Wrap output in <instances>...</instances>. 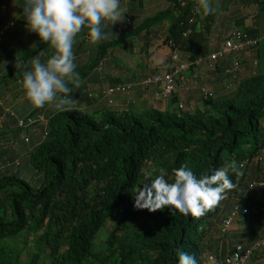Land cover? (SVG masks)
<instances>
[{
    "label": "trees",
    "instance_id": "obj_1",
    "mask_svg": "<svg viewBox=\"0 0 264 264\" xmlns=\"http://www.w3.org/2000/svg\"><path fill=\"white\" fill-rule=\"evenodd\" d=\"M145 1L105 26L104 36L128 30L114 45L128 51L125 40L136 38L129 57L134 49L152 56L155 39L194 61L189 75L200 84L197 95L167 100L165 85L156 81L161 71L139 63L121 67L111 54L97 69L100 57L92 59L97 50L87 45L92 41L85 27L74 52L82 83L72 95L80 103L71 111L37 108L25 95L23 72L33 57L45 62L55 49L41 41L0 54V264H178L177 247L200 264H225L236 246L243 247L229 248L228 239L236 236L254 237L244 246L252 249L249 260L264 254V229L257 237L246 227L238 235L229 228L238 220L264 221V192L257 188L264 186V0H213L218 10L207 16L197 11L196 0H170L156 13L144 12ZM129 2L121 0V6ZM244 41L251 46L209 62L225 42ZM90 71L94 78L87 77ZM18 122L25 125L22 134ZM185 164L197 176L232 165L229 175L238 187L200 217L135 207L138 188L161 170L173 181V170ZM256 197L260 208L243 215Z\"/></svg>",
    "mask_w": 264,
    "mask_h": 264
},
{
    "label": "clouds",
    "instance_id": "obj_2",
    "mask_svg": "<svg viewBox=\"0 0 264 264\" xmlns=\"http://www.w3.org/2000/svg\"><path fill=\"white\" fill-rule=\"evenodd\" d=\"M198 7L205 16L218 10L214 9L213 0H198ZM125 12L126 9L121 6V0H24V14L29 29L35 32L40 40L49 42L55 49L54 54L45 62H42L39 56L33 57L31 66L23 72L21 84L30 103L37 108L51 105L58 111L73 110L80 103L76 98H73L74 87H79L82 83V78L76 71L77 61L75 62L74 53L77 34L87 27L90 35L87 39L91 38L93 42H98L105 35V22H109L112 26L123 20ZM154 41L156 40L154 39ZM163 44L162 41H158L153 47V43H151L149 52H152V56ZM167 56V68L163 67L157 70L162 72L163 77L156 81L166 85L165 77L171 76L175 91L169 97H164L161 94L162 97L168 100L178 93L193 95L195 92L194 95H197L201 88L200 84L189 75L190 66H193L194 61L190 60L187 63L182 56L173 54V52H168ZM105 62L106 57L100 58L96 66L97 69H100ZM148 66L150 67L149 64ZM172 66H177V68L172 70ZM251 69H254V64ZM249 72V70L239 71L245 75H248ZM86 75L90 79L94 78L91 71ZM142 81L140 83L145 82ZM118 87L116 86V89ZM2 124L3 121L0 120V131L3 130ZM16 127L21 128L19 134L24 132L25 125L23 122H18ZM7 131L14 135L9 130ZM257 158V163H262V157L258 156ZM242 167L243 165H241ZM232 170L235 169L229 165L228 167L212 169L208 173L197 176L185 164L173 170L174 180L171 182L166 178L164 170H161V174L156 175L150 183L145 182L142 188L137 189L135 207L147 209L149 212L168 207L171 212L178 210L185 216H203L208 209L216 206L224 199L228 190L238 187L229 175ZM242 174L241 171L240 175ZM257 188L264 192V186ZM258 198H254L252 203L249 201L246 208L248 211L245 210L243 215H246L253 208H260L257 202ZM238 222L245 223L246 226V222L241 220L232 226ZM260 229H264V223ZM176 255L178 264H200L197 257L186 252L183 247L176 248ZM252 263L253 261L249 260L248 264Z\"/></svg>",
    "mask_w": 264,
    "mask_h": 264
},
{
    "label": "crops",
    "instance_id": "obj_3",
    "mask_svg": "<svg viewBox=\"0 0 264 264\" xmlns=\"http://www.w3.org/2000/svg\"><path fill=\"white\" fill-rule=\"evenodd\" d=\"M160 0H146L144 6L145 7H151L154 8V6L156 4L159 3ZM162 1V0H161ZM166 1V0H165ZM170 1V0H169ZM196 6H197V11H199L201 13L202 10L199 9L198 7V0H196ZM130 6H128L126 3H124L122 6L124 9L127 10V8H136V0H133V2H129ZM213 7L215 9V6L213 4ZM165 9V8H164ZM216 14V12L214 11L213 14ZM221 13V12H220ZM133 14L134 19H138L139 20V14ZM136 15V17H135ZM222 15V14H221ZM220 15V17H221ZM218 18V16H216ZM138 20L136 22H134V25L139 24ZM133 25V26H134ZM215 38V37H214ZM213 38V39H214ZM213 39H211L210 42V49L211 51L216 49V44L213 41ZM264 39V37H263ZM42 40H40L39 36L31 31L28 27L27 21L25 19V14H24V0H8L5 2H1L0 0V54H7L8 52L14 50V46L17 45L19 48H24V47H33L35 44L41 42ZM158 41H153V47L156 46ZM261 44V51L264 52V43H260ZM22 45V46H21ZM19 50V49H18ZM156 53H158V55H162V60L159 62V65L161 66V68H163V63L165 62V56L168 54V50L164 47L159 48ZM153 66H151L152 68ZM159 66H157L156 68H158ZM159 68V69H161ZM261 69H264V66L261 67ZM154 72V71H152ZM245 75V74H244ZM10 94L12 96H14L15 93L12 90V87H10ZM196 94L195 92L193 93V95ZM247 223V221H245ZM264 221L261 222V225L263 224ZM245 224V223H244ZM242 224L241 222H238V224L234 225L231 227V230L234 231V233L236 235L242 233L243 228L245 227V225ZM262 231V229H260V227L256 230V234L257 237H261L260 232ZM244 232V231H243ZM233 233V232H231ZM233 233V234H234ZM235 239V240H234ZM229 240V248H231L234 244L237 243H241L244 246H247L251 243H253L254 241V237L252 236H236L235 237H231ZM259 257V256H258ZM258 262L253 261L252 264H264V254L261 255L260 258H258Z\"/></svg>",
    "mask_w": 264,
    "mask_h": 264
},
{
    "label": "rangeland",
    "instance_id": "obj_4",
    "mask_svg": "<svg viewBox=\"0 0 264 264\" xmlns=\"http://www.w3.org/2000/svg\"><path fill=\"white\" fill-rule=\"evenodd\" d=\"M137 2L138 0H136V5H137ZM170 4V1L169 0H160L158 4H156L154 6V8H151V7H147V8H144V12L148 11L151 9L150 12H159V11H162L164 8L168 7ZM153 9V10H152ZM106 26H109L111 25L109 22H106L105 24ZM119 29L123 28L122 26L120 25H116ZM118 29V30H119ZM124 31H128V30H124ZM122 30L120 31H116L113 33L114 36H104L102 38V40L98 41V42H93L92 40V44L90 43H87L88 46H91L93 45L94 47H96V52H94V55L92 57V59H97V57H100V58H104L106 57L107 54H111L115 59H118L119 61V65L121 67H124V68H135L136 67V63H139V64H149L150 67L153 66L154 68H156L157 66L158 67V70L159 68H161V66L159 65V62L162 60V55H158V53H155L154 56H150L148 58L145 57L144 54L142 53H139V49H134V56L132 57H129L128 56V52L131 54V47H132V43L133 41L136 39V38H132L130 37L129 39H126L125 40V44H126V49L128 51H121V49L119 50L118 46L119 45H114L115 41L117 40V38L120 36L119 34L121 32H124ZM79 38H75V44H74V49L77 47V44L78 43V40ZM22 46V45H21ZM123 46V45H121ZM19 47L17 45L14 46V50H17ZM46 48H51V50H53L54 48L52 47L51 44L47 45ZM115 48V49H114ZM125 48V47H124ZM135 48V47H134ZM151 51V49H150ZM149 53H152V52H149ZM92 59H90V62H92ZM165 63L163 65V67L166 69L167 68V65H168V56L166 55L165 56ZM75 62H76V59H75ZM98 60L95 61V65H98ZM148 68V69H154V68ZM162 69V68H161ZM163 69V70H165ZM15 88V86L12 84V89ZM184 106L186 107V105L184 104ZM263 221V218H260V219H251L249 218L247 220V223H246V229L248 230H253L254 232H256V230L261 227V222ZM107 229H109V227H107ZM105 238V235H101L100 236V239H104ZM35 241V238L34 237H29L28 239H26V242H28L29 245H32ZM4 241L1 243L3 244ZM5 243H8L7 241H5ZM96 244L100 247V249H103L104 248V245H103V241H97ZM244 244V243H243ZM27 257H23L22 260H27L26 259Z\"/></svg>",
    "mask_w": 264,
    "mask_h": 264
},
{
    "label": "built area",
    "instance_id": "obj_5",
    "mask_svg": "<svg viewBox=\"0 0 264 264\" xmlns=\"http://www.w3.org/2000/svg\"><path fill=\"white\" fill-rule=\"evenodd\" d=\"M235 33L238 35L239 38L241 37L240 34L237 33V31ZM244 42L245 44H240V45H236L231 42H225V44L222 46L219 52H216L209 56V62L218 59L223 54L229 55L234 52L241 51L244 47L251 46L250 42L248 41H244ZM198 63H200V60L197 61V64ZM234 67L235 68L237 67L236 63L234 64ZM164 82L166 83V85L164 87V92L162 94L164 97H169L175 91V85L173 83L171 76L165 77ZM261 243L264 244V240ZM254 246L256 247V245ZM251 252L252 249H244V247L238 245L234 248L233 255L226 260L225 264H248ZM210 260H212V258Z\"/></svg>",
    "mask_w": 264,
    "mask_h": 264
}]
</instances>
